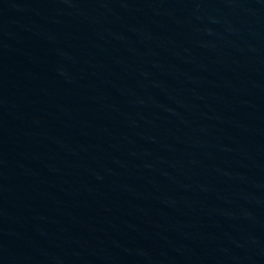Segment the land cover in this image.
<instances>
[{
	"label": "water",
	"instance_id": "1",
	"mask_svg": "<svg viewBox=\"0 0 264 264\" xmlns=\"http://www.w3.org/2000/svg\"><path fill=\"white\" fill-rule=\"evenodd\" d=\"M0 264H264V0H0Z\"/></svg>",
	"mask_w": 264,
	"mask_h": 264
}]
</instances>
